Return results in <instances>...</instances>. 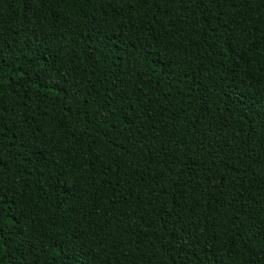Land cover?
<instances>
[{
    "label": "trees",
    "instance_id": "obj_1",
    "mask_svg": "<svg viewBox=\"0 0 264 264\" xmlns=\"http://www.w3.org/2000/svg\"><path fill=\"white\" fill-rule=\"evenodd\" d=\"M77 259L264 264V0H0V264Z\"/></svg>",
    "mask_w": 264,
    "mask_h": 264
},
{
    "label": "snow or ice",
    "instance_id": "obj_2",
    "mask_svg": "<svg viewBox=\"0 0 264 264\" xmlns=\"http://www.w3.org/2000/svg\"><path fill=\"white\" fill-rule=\"evenodd\" d=\"M68 248H69V251H71L73 256L75 257V250L71 243H69ZM76 264H82V262L79 259H77Z\"/></svg>",
    "mask_w": 264,
    "mask_h": 264
}]
</instances>
